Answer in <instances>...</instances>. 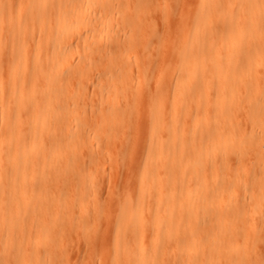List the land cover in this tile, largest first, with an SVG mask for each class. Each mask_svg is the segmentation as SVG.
<instances>
[{"label":"bare ground","instance_id":"obj_1","mask_svg":"<svg viewBox=\"0 0 264 264\" xmlns=\"http://www.w3.org/2000/svg\"><path fill=\"white\" fill-rule=\"evenodd\" d=\"M2 1L0 0V43L4 41L3 30L6 26V23L9 26L7 30L8 31L11 30L13 32L12 38L15 42L19 41L18 40L20 38L19 34L21 35V33L23 34L22 36H24V38L30 35V42L28 41L29 43L23 45L19 49H17L18 46L14 47L13 52L11 53L13 56L11 57V60H7V61L3 59L4 56L3 54L5 52L4 50L6 49H4L2 45H0V72L2 71L5 72L7 78L9 76L11 77V79H13L10 84L8 82L7 86H3L0 84V264H18V263L32 264L30 262L32 261V259L30 260L32 254L33 255L36 254V257L32 255V258L34 257L36 259L38 257L35 261L36 263L38 261V264H47L51 259L46 254L47 252L45 253L44 246L46 243H48V241H52L56 238L57 231L56 229L53 228L50 222H47L45 220L43 214L48 211V197L50 196L49 191H51L50 185L53 182L52 180L54 179L56 181L58 179L59 182V178L62 176V170H63L62 166L60 165L61 167L60 168L58 167L59 168L58 169L56 168L55 164L56 163L62 164V157H63L62 155H64V153L65 152L67 153L68 151V149L67 151L66 149H64L66 145H64L65 146L64 148L62 146V132H63L62 128L64 127L62 121L64 122V120H66L65 116H64L65 117L64 120H62V117L63 115L67 114V112L70 111V106H68V102L66 101L64 102V97L65 96L67 97V94L65 95L66 85H68L66 82L69 81L68 79H70L69 77L71 73L74 74V72L77 73L80 71V66L78 64L76 66L71 65L70 59L72 57L70 53L73 50V48L75 49L77 47L81 48V56L78 58L84 63L82 67L83 69L85 67L87 68V66H91L92 64L91 58L87 53V50H92L98 54L99 52H102L106 56V54L112 52V50L115 47L116 49H119V47L117 48V46L120 45L122 46L124 42L127 45L125 40L128 37H126V39L122 41L123 39L121 40V37L123 35H119L118 34L119 31L118 32L114 31L115 24L120 22L118 20L124 21L126 25L127 19L124 17L125 15L123 16L120 13L121 2L119 3L116 0H24L25 3L23 4L24 7L22 8V6H20L18 9H16L15 13L13 12L12 15L9 17V19H7L8 17L7 12L8 9L10 10V8L6 7ZM219 2L221 3L223 1L199 0L200 12H198L195 15L193 24L191 26L189 25V29L186 30L181 42L182 44L180 43L181 46L179 44L180 49L178 48L179 51H177L174 61L176 66L174 67L170 66L167 69L170 75V80L168 83L170 89L168 88L167 89L170 90L169 92L170 94L168 93L169 95H165L167 92L165 94L163 93L162 90L163 86L161 82L159 83L161 86L158 88L155 87L152 95L147 98L148 99L147 102L149 103V105L146 102V104L148 105L146 107L148 108L147 110L150 117L149 118L150 120L148 119L149 130L152 131L151 135L148 138L149 154L147 158H150L149 160L151 162L150 165H153L152 163H154L155 161H161L162 163H166V164L167 162H170L172 163V165L175 166L176 164H178L177 161L179 158H182L186 154L191 155L190 156L191 160L181 165L180 177L179 178L176 177L175 181L172 184L168 185V183L166 182L165 185H162L163 189L160 193L161 194L160 197L156 196L157 198H159L160 203H164L163 214L165 215V217L163 216V218H166L167 220L169 218H172L171 213L173 212V210L179 209L181 210V213L180 214L177 213L178 215L176 214L175 217H176V222H179L178 224H182V223H189L192 214H194L195 212L199 213L198 216L200 219L202 218L200 217L201 216L200 211L202 213V211L204 210V212L209 215L211 213L212 226L211 227L208 226V228L209 227L210 228L209 231L206 230L207 237L205 236L206 237L205 239L208 238L206 242L208 241V245L213 246L215 249L219 246L223 247L221 245L223 241L225 239L229 240L227 238H230V236H232L231 235L232 232L230 231L229 226L236 225L235 227L237 229H241L242 225L245 224L244 222L246 217L244 218V212L242 211V209L245 207V206L243 207V202L248 198L246 199L244 198L245 200H243V202L242 201L239 202L238 201L239 198L238 200H231L232 197L230 199L229 197L230 195H228V193L227 194L224 193L225 191H227L226 190L227 188L225 189V191L222 190L224 189L225 186H222L221 182H218L215 185L208 183V181L211 179L209 180L207 179L208 181L206 180L207 175L208 176L210 175V173L208 174L207 171L211 172L213 180L219 179V181H221L220 177L223 175L221 174V169L219 166L220 164L218 165V163L226 160L230 161L233 158V160L236 163H239V165L240 164L243 165L242 163L243 155H244L243 149H245V147L247 146L249 148H251L252 146V150L253 149L255 150L254 153L256 152V154H260L261 157H263V164H264V0L235 1L237 2V9H239L238 10L239 14L237 19L235 20V23L230 24L229 28L227 29L226 33L223 36L220 35V38H218L217 40L214 39V41H211L210 43H208V45L203 47L201 46L202 48H200L199 44L203 43V41L205 42L204 38L207 34H209L208 32L215 31V28L211 29V27L214 26L213 25L214 22H216L217 20V22L215 23L217 25L219 21L220 22L222 21V26H225L223 25V21H228V20L230 21L231 14L233 15L232 12L231 14H229V11H226L227 9L225 10L226 12L223 14V16L221 15L223 12L219 14L218 8L219 6H221L220 8L222 10V6L224 4L223 3L219 5L220 4ZM128 3L129 2H127V4ZM133 4L132 7L134 6ZM135 7L137 9V5ZM235 10L236 9H234V11ZM187 17L186 20H188ZM129 20L127 23H129ZM131 20H132V16H131ZM133 20H134V16H133ZM184 28L187 27L184 26ZM216 31H217V26H216ZM103 34H105V38H104L105 41L99 40V38H101ZM125 35H126V31H125ZM128 40L130 41V39ZM216 41L217 43H215ZM72 43L74 44V47L70 45ZM5 44L7 45V43H4V46ZM219 45H222V47L219 48L218 47ZM214 47H218V49L217 48L213 49ZM144 69L145 68H143V71ZM148 69H146V71ZM105 70L106 72L104 76L101 77L104 81L101 80L99 81L103 83L109 82L111 83L112 86L113 82L116 83V81H118L120 77L119 75L117 76L116 73L115 75L112 74L113 72L112 70H110L111 73L107 71V69ZM143 71L142 74L145 73ZM149 71H151V69ZM2 73H0V76L2 75ZM119 73H121V71ZM128 76H130V74ZM160 76L161 77H159V79L162 78V74H160ZM159 79L156 80L158 81ZM162 79H164V76ZM199 83L203 84L202 89L201 90L199 89L198 93H196V96L193 98L192 96L194 93L193 89L196 88L195 86H197ZM156 84L157 83H155V85ZM102 86H101V90H102ZM76 87L77 86H75V88ZM109 87H107V90ZM118 87H120V85H118ZM167 89L165 91H168ZM104 90H106L105 87ZM107 94L110 95L108 92ZM102 95L104 94L102 93ZM112 95L113 94H111V96ZM70 96L72 95L70 94ZM111 96H108V98ZM67 101L70 100L68 99ZM72 102L73 101H71V103ZM96 103L98 104L97 101ZM71 105L73 106V104ZM102 105L103 103L101 104V107ZM192 106L196 107V108L194 107V110L199 108L201 109L202 107L201 114H196V111L195 113H193L191 110ZM101 107L100 109H103V107L102 108ZM111 108L110 110H112ZM166 110L169 111L168 114L170 120H167L168 122L165 123L164 122L165 120H163V115ZM73 111L74 109L72 110L71 114L73 113ZM77 111L78 110H76V112ZM121 112L120 114H122ZM98 113H100V111ZM238 114L243 119V123H244L243 127L240 126L237 120ZM120 118L119 121L121 120ZM178 118H181V120ZM76 119H77V115H76ZM99 121L100 120H98V122ZM106 122H108V119ZM107 127H109V129L112 130L111 126H107ZM68 128L70 127L68 126ZM80 129L81 128L79 126V130ZM66 132L69 134L68 129ZM161 132H163L166 135V139L165 137L163 138L162 135H160ZM79 133L81 132L79 131ZM63 142L65 143V141ZM68 143L70 142L68 141ZM254 144L255 145L257 144V148H259L260 150L254 148L253 147ZM62 148L64 149L63 150L64 153L62 152ZM169 149L171 150L170 153H169ZM165 151H168V153ZM84 159L86 158L84 157ZM72 163H74V161ZM250 164L253 166L256 165L255 162H252ZM235 165L238 166V164ZM147 166L148 163H144V171L141 174V176L144 178L145 177L147 178L148 176L149 179L153 177V171L147 170ZM175 169L177 172V169H179V167H176ZM187 170L191 171V176L189 177L188 180H186L183 177L184 173ZM256 170L258 169L256 168ZM163 171L162 173L165 174V170ZM222 171L224 172V170ZM242 171L244 173L246 172L250 173L251 171L252 173L255 170L252 171V169L249 170L243 167ZM226 173L228 174V176L229 175L231 176L235 172L233 168H230L226 171ZM175 176H177V174ZM38 179L40 180V182L38 181ZM226 179L228 178L226 177ZM213 180L212 183L214 184L215 182H213ZM37 181L39 183H37ZM247 181H249L248 178ZM186 183L189 185V187L186 188V190H184L183 186ZM249 187L250 186L248 185V189ZM199 188H201V192L200 191L198 192ZM85 190H83L84 192H82L83 195L85 193ZM155 190L156 187L152 184L149 190L151 191L150 192L151 195H154ZM241 190L243 192V189ZM52 192L55 193L53 190ZM59 193H62V191H60ZM244 193H246L247 195V192ZM54 197L55 195L53 196L52 199H54ZM250 197L252 196H249V201L251 199ZM247 201H245V203ZM143 202L144 201H142V204ZM260 202L261 201H259V203ZM53 203L52 204L55 206V209L57 211L56 213L54 212L55 216L51 222L54 224V222L57 223V221H59L63 217L62 201L60 199V196L55 201H53ZM125 203H126L125 206L127 207L128 204L127 202ZM138 203H140V201ZM142 204L137 207L138 208L143 207ZM49 205L51 207V204ZM153 205L155 204L153 203ZM199 206L200 207L202 206L203 208L202 207L200 208ZM156 207L158 208L160 206L157 205ZM198 207L199 209H203V210L199 211ZM262 208L263 207L260 204H257V202L255 201L250 206L249 212L251 213V215H254L253 217L255 216L258 217V221L260 220L259 222H261L263 226L264 216H261L262 215L261 213L263 212ZM142 209L144 210V208H141L139 210ZM118 213H119V209H118ZM205 213L203 219L206 218V216L208 217V215ZM150 218H152V216ZM197 219L198 218H196L195 220L198 221ZM248 221L246 220L247 223ZM168 222L170 223L171 221L168 220ZM205 223L207 224V222ZM146 224L150 225L148 223ZM194 224H197V222H195ZM256 225H257L256 222H252L250 228L255 229ZM125 227L127 226L125 225ZM173 229L174 232L177 233L182 231V230L176 231L175 228H172V230ZM261 229L263 231V228ZM147 230L148 229L146 227H142L140 230L141 234L139 238H136L135 243L133 242L134 243L133 248H125L123 250L124 257H126L127 258L126 260L128 261L125 264L127 263L152 264L151 262L152 257L148 256V250H150L148 248L150 245L147 244L148 242H150L149 241L150 239L148 240V242H145L146 239H144L147 234ZM258 230L257 233L260 234L262 231H260L259 233ZM177 233L174 234L179 235ZM180 233L182 234V232ZM190 234H188V236H190ZM202 234L205 235L204 233ZM243 234L244 232L241 231L240 236L243 237ZM198 236L202 237V235H198ZM257 236L260 237L261 235H257ZM177 237L178 236H176V238ZM261 239L262 237L260 238V241ZM180 240L184 241L185 237ZM112 243L113 242H111V244ZM229 243L230 241L227 244ZM191 244L192 243H190V245ZM231 245L233 246L234 244L231 243ZM201 247H203V244H201ZM188 248H186L185 251ZM232 248H234L235 252L237 253L235 247L233 246ZM239 248L243 249V247L241 246ZM158 250L161 251L160 249ZM13 251L16 254L13 253ZM185 251L184 250L181 251V254L183 252L185 253ZM154 252H155L154 256L157 258L159 255H157L156 251ZM220 252L222 253V251ZM220 252L218 251V253L221 255ZM178 253L179 252H177V254ZM164 254H167V252ZM236 255L238 256V253ZM162 256L164 255L162 254ZM215 256L217 255L214 253L213 257ZM206 257H207V252L205 250H201L197 254L191 252L188 255H184V254L181 256L176 255L172 259V264H204V262H206L207 260ZM158 258L159 260H161L160 256ZM171 258L172 257H170V259ZM237 258L238 257H236L235 260H239V258L238 259ZM116 259L117 258H115V261ZM118 261L119 259H117L116 264H119ZM228 263L229 261L226 264Z\"/></svg>","mask_w":264,"mask_h":264},{"label":"rangeland","instance_id":"obj_2","mask_svg":"<svg viewBox=\"0 0 264 264\" xmlns=\"http://www.w3.org/2000/svg\"><path fill=\"white\" fill-rule=\"evenodd\" d=\"M116 1H118L119 3L121 2L120 6L122 8L120 7V9H121L120 13L123 16L125 15L124 17L127 20H126V25H125L124 21L118 20L120 22L117 21L119 24L118 23L115 24L114 31H117V32L119 31L118 34L123 35L122 36L123 38L120 36L121 40L123 39L122 41H124L126 39V37H128L125 40L127 45L124 42L122 46L121 45L117 46V48L119 47V49H116V47H115L112 50V52H110L109 54H106V56L102 52H99V54H98L92 50H87V53L89 54L91 61H92L91 66H87L88 69L86 67L82 69L84 63L78 58L81 56V48L80 47H77L76 49L73 48V50L70 53L71 57H72L70 59L71 65L76 66L78 64L80 66V71L77 73L74 72V74L71 73L70 77H69L70 79H68L69 81L66 82L68 84V85H66V91H65V95L67 94V97L66 96L64 97V102L65 101L68 102V106H70V111L67 112L68 117H67V114L63 115V117H62V120H64L66 117V120H64V122L62 121V124L64 125V127H63L64 129L62 128V130H63V132H62V146L64 148L65 147L64 145H66V147L64 149H66V151L68 149L69 153H68V151H67V153L66 152L64 153L63 152L64 149L62 148V152L65 155V156L62 155L63 156L62 157V164L61 163L55 164L56 168H58V167L60 168L62 166L63 170H62V176L61 177H62L63 181L61 180V177L59 178V182H58V179L56 181L54 179L52 180L53 184L51 183V185H50L51 191H49L50 196L48 197V211L43 214V216L45 217V220L47 222H50V224L53 226V228L56 229V231H57V233H56L57 239L55 238L52 241H48V243H46L44 246L45 253L47 252L46 254L52 260V261L50 260L51 262L49 261L47 264H116L117 259H119V261H118L119 264H125L128 261L126 260L127 258L124 257L123 250L125 248H133L136 238H139V236L141 234L140 230L142 227H146L148 229L147 234H146L144 239H146L145 242H148V240L150 239L149 240L150 242H148L147 244H149L151 246V247L149 246V248H148L151 250V251L148 250V256L152 257V259H151L152 264H172V259L176 255H179V256H181L183 254L188 255L191 252H193L194 254H197L201 250H205L207 252V257H206L207 260H206V262H204V264H215V263L216 264H222V263L226 264L228 261H229L228 264H230V263L231 264H236V263L237 264H264V225L262 226L261 222H259L260 220L258 221V217H256V216L253 217L254 215H251V213L249 212L250 206L252 205L253 202L256 201L257 204H260L263 207L262 208L263 212L261 213L262 214L261 216H264V206H263V203H264L263 202L264 201L263 200L264 199L263 198V196H264V175H263L264 174V170H263L264 168H263V166H264V164H263V157H261L260 154H256V152L254 153L255 150L254 149L252 150V146H251V148H249L247 146V147H245V149H243L244 150L243 151V154H244L243 155V161H242L243 165L242 164L239 165V163H236L233 160V158L230 161L226 160V161H222V162L218 163V165L220 164L219 166L221 169V174L223 175L220 177L221 181H219V179L213 180L211 172L207 171L208 174L210 173V175L209 176L207 175L206 180L211 179L209 181L207 180L208 183L215 185L218 182H221L222 186H225L224 189H222V190L225 191V189L227 188L226 189L227 191H225L224 193H226V194L228 193V195H230L229 196L230 199L232 197L231 200H238V198H239L238 201L243 202V200L248 198L245 200V201L248 200L246 203H245V201L243 202V207L244 206L245 207L242 209V211L244 212V218L245 217L247 218V219L245 218V222H244L245 224L242 225L241 229H237L235 227L236 225L229 226V229L232 232L231 233L232 236H230V238L226 237L229 240L225 239L223 241V243L221 244L223 247L219 246L215 249L213 246L208 245V241L206 242V240L208 239V238L205 239L207 237L206 230L209 231V228L212 226V223H211L212 214L211 213H210V215L205 213L203 209H199V207H200L199 206L198 207L199 211L203 210L202 213L200 211V215H201L200 217H202L201 219L198 216L199 213L195 212L194 214H192V217H191L189 223L178 224L179 222H176L175 216L177 213L180 214L181 210L174 209L173 212L171 213L172 218H169V215H168V218H169L168 220L171 221L169 223L166 218H163V216L165 217V215L163 214L164 203H160L159 198L156 197V196L160 197V195H161L160 193L163 189L162 185H165L166 182L168 183V185L172 184L175 181L176 177L177 178L180 177L181 165L186 163L187 161L191 160L190 159L191 155L186 154L182 158H179L177 161V163L179 165L176 164L175 166L172 165V163H170V162H167V164H166V163H162L161 161H155L154 163H152L153 165H150V163H151L149 161L150 158H147L148 154H149L148 138L151 135L152 131L149 130V125H148L150 117H149L148 110H147L148 108L146 107L149 105V103L147 102V100H148L147 98L152 95L155 87L158 88L161 86L159 84L161 82H162V86H163V88H162L163 93L165 94L167 92L165 95L170 94L169 93L170 90H168V89H170L169 84H168L169 80H170V75H169L167 69L170 66L171 67L176 66L175 62H174L175 56H176L177 51H179V49H180L184 34H185L186 30L189 29V25L191 26L193 24L195 15L198 12H200L199 0H139V1L138 0H116ZM137 1H138V3H137ZM222 1L223 2H221V3L219 2L220 3L219 5L224 3L222 6L223 11L220 8L221 6H219V8H218L219 14H221L223 12L221 14L223 16V14L226 11H229V14H231V12H232L233 15L231 14L230 21L229 20L223 21V25H225V26H222V21L221 22L219 21L216 25L215 24L217 22V20H216V22H214V24H213L215 27L214 26L211 27V29L215 28V31L214 32H208L210 35L207 34L205 36V38H204L205 42L202 40L203 43L199 44L200 48L208 45V43H210L211 41H214V39L217 40L218 38H220V35L223 36L226 33L227 29L229 28L230 24H234L235 20L238 17V14H239L238 10L239 9H237V2H235L237 0H222ZM2 2H3V4H5L6 7L10 8V10H11V12H10V10L8 9L7 19H9V17L12 15L13 12L15 13L16 9H18L20 6H22V8H23L24 7L23 4H25L24 0H22V1L21 0H13V1L12 0L11 1L10 0H3ZM11 2H12V4H11ZM13 2H14V4H13ZM127 2H129V3L127 4ZM9 3H10V5H9ZM132 4L134 5L133 6L134 10H133ZM135 4L137 5V9L135 7L136 6ZM244 6H246V5H244ZM131 8H132V10H131ZM232 8H233V10H232ZM125 9H126V11H125ZM234 9H236V10L234 11ZM230 10H232V11H230ZM131 11H132V14H131ZM123 12H124V14H123ZM187 13H188V15H187ZM131 16H132V20H131ZM133 16H134L135 22L133 20ZM186 17L188 18V20H186ZM128 20H129V23L131 22L130 25H129V23H127ZM138 20H140V21H138ZM185 21H188V22H185ZM231 21H232V23H231ZM186 23H188V24H186ZM116 26H118L119 28ZM184 26H186L187 28H184ZM216 26H217V31H216ZM8 27L9 26L6 23V26L3 30V40L4 41L2 43H0V45H2L4 47V49H6V50H4L5 52L3 54L4 55L3 59L5 61L11 60V57L13 56L11 53L13 52L14 47L18 46L17 49H19L23 45L30 42V35L26 36L27 38L26 37L24 38V36H22L23 34L21 33V35L19 34L20 38L18 39L19 41H17L18 42V44H17V42H15L12 38L13 32L11 30H9V31L7 30ZM176 27H177V29H176ZM221 30H222V32H221ZM125 31H126L127 36L125 35ZM151 33H152V35H151ZM177 33H178V35H177ZM171 35H173V36H171ZM150 36H152V37H150ZM104 38H105V34H103L102 37L99 38V40L105 41ZM128 39H130V41ZM172 40H173V42H172ZM4 43H7V45L5 44V46H4ZM215 43H217V41ZM179 44H180V46H179ZM70 45H72L74 47L73 43ZM125 45H126V47H125ZM218 47L221 48L222 45H219ZM218 47H214L213 49H215V48L218 49ZM5 53H7V54H5ZM101 53H102V55H101ZM118 56L122 57L123 59L118 57ZM116 57H118V58H116ZM126 60H127V62H126ZM144 64H146V65L148 64V65L146 66ZM115 65H116V67H115ZM166 65H168V66H166ZM131 66H133V67H131ZM144 66H146V67H144ZM107 67H109L110 69ZM164 67H166V68H164ZM143 68H145L144 71H143ZM105 69H107V71H109V72H110V70H112L113 71L112 74H114V75H115V73L117 76L119 75L120 78L119 77H118L119 79L117 78L118 79V81H116L117 84L113 82V84L111 86V83H109V82H105V83L101 82V81H104L101 77L104 76V74L106 72ZM146 69H148V70L146 71ZM150 69H151V71H149ZM81 70L83 71V73ZM120 71H121V73H119ZM142 71L145 73L142 74ZM160 71L161 72L165 71L164 72L165 74L161 73ZM2 72H0V73H2ZM122 74H123V76H122ZM129 74H130V76H128ZM160 74H162V78L164 76V79L160 78L161 81L159 79V77H161ZM5 75H6L5 72H3L2 75L0 76V78H1L0 84L3 86H7L8 82L10 84L13 80V79H11V77L8 76V78H7V75L6 76ZM148 79H149V81H148ZM156 79H159L158 80L159 82ZM99 80H101V81H99ZM155 83H157V84L155 85ZM199 84L197 86H195L197 89L196 88L193 89V91H194V93L192 95L193 98L196 96V93H198L199 89L200 90L202 89L203 84L202 83H199ZM118 85H120V87H118ZM75 86H77V87L75 88ZM101 86H102L103 91L101 90ZM81 87H83L84 89ZM104 87L106 90H104ZM107 87H109L110 89L108 88V90H107ZM118 88L120 90V93H119ZM77 89H80V90H77ZM166 89L168 91H165ZM99 92H102L104 95H102V93H99ZM107 92L110 95H108ZM116 92H118V93H116ZM70 94L72 96H70ZM111 94H113V95L111 96ZM77 95H78V97H77ZM108 96H111V97L108 98ZM100 97H101V99H100ZM102 97H103V99H102ZM65 98L67 100L69 99L70 101H67ZM71 101H73V102L71 103ZM96 101L98 102V104L96 103ZM122 101L125 103H123ZM146 102L148 105L146 104ZM102 103H103V105H102L103 109H100ZM107 103H108V105H107ZM71 104H73V106ZM94 104H96V105H94ZM99 104H100V106H99ZM76 105H77V107H76ZM105 106L107 107V109ZM94 107H95V109H94ZM111 107H113L114 109ZM194 107L195 106L191 107L192 112L195 113V111H196V114H201L202 107H201V109L199 108V109H195V110H194ZM71 108H72V110L74 109L72 114H71V112H72ZM110 108L112 110H110ZM76 110H78L77 111L78 114H77ZM83 111L84 112L86 111V112L84 113ZM99 111H100V113H98ZM120 112L122 114H120ZM168 113H169V111L166 110L164 115H163V120H165L164 121L165 123L168 122L167 120H170ZM104 114H105V117H104ZM109 114H110L111 118H110ZM76 115H77V119H76ZM165 115H167V116H165ZM83 116L84 117L86 116V117L84 118ZM168 117H169V119H168ZM240 117L241 116L238 114L237 120H238L240 126L243 127L244 126L243 119L241 117V120H240ZM119 118L121 119L120 121H119ZM82 119H84V120H82ZM107 119H108V122H106ZM178 119L181 120V118H178ZM98 120H100V121L98 122ZM77 121H79L80 123ZM101 121H102V123H101ZM107 123H108V125H107ZM116 123L118 126L116 125ZM104 124H106V125H104ZM112 124H113V126H112ZM74 125H76V126H74ZM68 126L70 128H68ZM77 126H78V128H77ZM79 126L81 128L80 130H79ZM107 126H111L112 128L111 127L110 128L112 130H110L109 127H107ZM86 127H87V129H86ZM67 129H68L69 134L66 132ZM79 131L81 133H79ZM146 131H147V134H146ZM72 132H74V133H72ZM66 134H68L69 137ZM72 134H73V136H72ZM92 135L94 136V138ZM160 135H162V137L163 138L165 137V139H166V135L163 132H161ZM95 136H97V137H95ZM67 137H68V140H67ZM146 140H147V142H146ZM63 141H65V143ZM68 141L70 143H68ZM83 141H84V143H83ZM66 142H67V144H66ZM101 142H103L104 144ZM106 142H107V145H106ZM74 144H75V146H74ZM145 144H146V146H145ZM253 147L256 149H259V148H257V144L256 145L254 144ZM170 151L171 150L169 149V153H170ZM119 152H121V153H119ZM165 152L168 153V151H165ZM84 157L86 159H84ZM186 157H187V159H186ZM67 159H68V162H67ZM73 161H74V163H72ZM252 162H255L256 165L255 166L251 165L250 163H252ZM144 163H148L147 170L153 171V177L152 178L148 179V176H147V178L146 177L144 178L141 176V174L144 171ZM221 163H222V165H221ZM154 164H156V165H154ZM235 164H238V166ZM167 165H169V166H167ZM151 166H153V167H151ZM164 166H166V167H164ZM231 166H233V167H231ZM66 167H67V169H66ZM176 167H179V169H177V172L175 169ZM243 167H245V169L247 168L249 170L252 169V171H254V170L255 171L252 173H251V171H250V173L249 172L244 173L242 171ZM69 168H71V169H69ZM142 168H143V170H142ZM230 168H233L235 173H233L231 176L230 175L228 176L226 171ZM256 168L258 170H256ZM163 170H165V174H163L164 173ZM208 170H210V169H208ZM222 170H224V172ZM162 171H163V173H162ZM67 172H68V174H67ZM81 174H83L84 176ZM176 174H177V176H175ZM186 174H187V176H186ZM240 175H242V176H240ZM255 175H257V176H255ZM190 176H191L190 170H187L183 175V177L186 180H188ZM226 177L228 179H230V178L231 179L228 180V179H226ZM238 178H240L241 181ZM247 178L249 179V181H247ZM233 179H234V182H233ZM212 180H213V182H215L214 184L212 183ZM38 181L40 182L39 179H38ZM38 181H37V183H39ZM74 181H76V182H74ZM223 182H224V184H223ZM225 182L228 186L225 184ZM236 182H237V184H236ZM75 183H77V184H75ZM152 184L156 187L154 195H151V193H150L151 191H149ZM159 184H161V185H159ZM241 184H242V186H241ZM251 184L253 185V187ZM158 185H159V187H158ZM248 185L250 186L249 187L250 190L248 189ZM188 187H189V185L187 183L184 184V186H183L184 190H186V188H188ZM59 188H60V191H62V193H59L60 192ZM85 188H86V190H85ZM89 188L91 191L89 190ZM251 188L252 189L254 188V189L252 190ZM241 189H243V192ZM52 190L55 193H53ZM83 190H85L84 195L82 193V192H84ZM199 191L201 192V188H199L198 192ZM244 192H247V195ZM89 193H90V195H89ZM143 193H144V195H143ZM53 194L55 195L54 199H52L54 196ZM59 196H60V199L62 201V216L63 217L59 221H57V223L54 222V224H53L51 222L55 216V213L57 212L55 209V206L53 205L54 204L53 201H55ZM246 196H248V197H246ZM249 196H252V197H250L251 198L250 201L252 203L249 201ZM152 199H153V201H152ZM155 199H156V201H155ZM139 201H140V203H138ZM142 201H144L143 204H142ZM259 201H261V202L259 203ZM125 202H127V204H128L127 207L125 206V204H126ZM153 203L155 205H153ZM49 204H51V207ZM141 204L143 206L141 208H144V210L143 209L142 210L145 213H143L142 210H139L141 208L137 207V206H140ZM133 205H135V206H133ZM157 205L160 206V207H158L159 210L156 207ZM83 206H84V208H83ZM153 206H154V208H153ZM117 207H119V208H117ZM246 208H247V210H246ZM118 209H119V213H118ZM128 210H130V211H128ZM127 213L129 216L127 215ZM204 213L208 215V217L206 216V218H204L205 220L203 219ZM151 216H152V218H150ZM135 217H136V220H135ZM194 217H195V219L198 218L197 219L198 221H196L194 219ZM146 219L148 220V222ZM250 219H252V220H250ZM200 220H201L202 224L200 223ZM246 220L247 221L249 220L248 223L246 222ZM251 221L256 222L257 225H256L255 229L250 228L251 223H252ZM164 222H166V223H164ZM172 222H173V224H172ZM193 222L194 223L197 222V224H194ZM205 222H207V224ZM59 223H60V226H59ZM146 223H148L150 225H147ZM163 223H164V225H163ZM190 223H192V224H190ZM203 223H204V226H203ZM125 225L127 227H125ZM198 225L200 228L198 227ZM171 226H173V227H171ZM208 226H210V227L208 228ZM162 227L164 230L162 229ZM231 227H233V228H231ZM172 228H175L176 231L182 230V231H180V232H182V234L180 232L179 233L174 232V229L172 230ZM261 228H263V231ZM233 229H234V231H233ZM151 230H152V232H151ZM257 230L259 233H260V231H262V232L260 234H258ZM162 231H165V232H162ZM183 231H184V233H183ZM241 231L244 232L243 237L240 236ZM191 232L193 233V236H192ZM174 233L175 234L177 233L179 235H175ZM187 233L188 234L191 233L190 236H188ZM202 233H204L205 235H203ZM164 235H166V236H164ZM198 235H202V237L198 236ZM257 235H261V236L258 237ZM176 236H178L180 238H178V237L176 238ZM184 237H185L184 241L180 240V239H183ZM194 237H197V238H194ZM199 237H200V239H199ZM231 237H232V239H231ZM261 237H262V239L260 241ZM85 239H86V241H85ZM195 239H196V242H195ZM229 241H230V243L227 244ZM63 242H65V243H63ZM111 242H113V243L111 244ZM190 243H192V244L190 245ZM231 243L234 244L233 246L235 247V249L238 253V256L236 255L237 253L235 252L234 248H232L233 246L231 245ZM201 244H203L204 248L201 247ZM206 244L208 245V247ZM195 245H197V246H195ZM187 246L188 247L190 246V247L188 248ZM240 246L243 247V249L239 248ZM166 247H167V249H166ZM59 248H60V250H59ZM186 248H188V249L185 251ZM223 248H224V250H223ZM56 249H57V251H56ZM158 249H160L161 251H159ZM162 249H163V252H162ZM153 250L156 251L157 255L160 256L161 260H159V258H158L159 256L157 258L154 256L155 252ZM169 250H171V251H169ZM183 250L185 251V253L183 252L181 254V251H183ZM232 250H234V251H232ZM218 251L219 252L222 251V253L220 252L221 255L218 253ZM15 252H16V250H15ZM15 252L13 251V253H15ZM57 252H58V254H57ZM166 252H167V254H164ZM177 252H179L180 254L179 253L177 254ZM234 252H235V255H234ZM108 253H111V254H108ZM214 253L217 256L213 257ZM50 254H52V255H50ZM162 254L164 256H162ZM32 255H31L30 260L32 259L33 262L32 261H30V262L32 264H38V261H37V263L35 262L38 257L35 259L34 257H36V254H34L33 255L34 256L33 258L35 259L34 260L32 258ZM242 256H243V258H242ZM167 257H169V258H167ZM170 257H172V258L170 259ZM236 257H238L239 260H235ZM55 258H57V259H55ZM115 258H117L116 261H115ZM225 259H228V260H225ZM158 260H159V262H158ZM224 260H225V263H224ZM232 260L234 261V263ZM127 264H129V263H127Z\"/></svg>","mask_w":264,"mask_h":264}]
</instances>
